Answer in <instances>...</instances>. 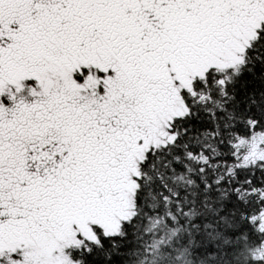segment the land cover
<instances>
[{
    "label": "snow or ice",
    "instance_id": "obj_1",
    "mask_svg": "<svg viewBox=\"0 0 264 264\" xmlns=\"http://www.w3.org/2000/svg\"><path fill=\"white\" fill-rule=\"evenodd\" d=\"M264 0H0V264H264Z\"/></svg>",
    "mask_w": 264,
    "mask_h": 264
},
{
    "label": "trees",
    "instance_id": "obj_2",
    "mask_svg": "<svg viewBox=\"0 0 264 264\" xmlns=\"http://www.w3.org/2000/svg\"><path fill=\"white\" fill-rule=\"evenodd\" d=\"M251 255L255 260L264 259V245H261L258 248H254L251 250Z\"/></svg>",
    "mask_w": 264,
    "mask_h": 264
}]
</instances>
